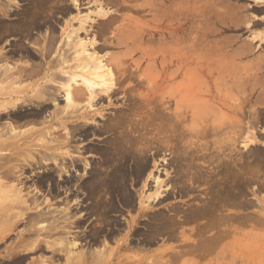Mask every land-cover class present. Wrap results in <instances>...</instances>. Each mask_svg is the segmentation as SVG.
<instances>
[{
	"label": "rangeland",
	"instance_id": "obj_1",
	"mask_svg": "<svg viewBox=\"0 0 264 264\" xmlns=\"http://www.w3.org/2000/svg\"><path fill=\"white\" fill-rule=\"evenodd\" d=\"M55 1H59V4L57 2V5ZM103 1L104 0H79V6L75 7L72 4V0H54L48 2L42 8V10H40L41 8L38 10L34 6L30 5V3L27 4V0H1L0 26H3V30L5 29V31L2 32L5 33H0V75L6 72L4 71V68L8 66L9 68L21 67L23 70L28 72L30 69L32 70L40 64V69L43 68L42 70H44V73H47L49 70L47 74H50L52 72L55 73V71H58L56 70L57 67L55 70L53 68H49L50 61L52 63L55 61L57 62L58 60V62H62L58 68L63 70H68L67 65L68 67H74L71 64H81L80 61L74 62L72 60L73 57L78 56L80 59V56H82V54L77 55L79 51L75 44H78L79 40H90V38L93 36L94 39L96 37L98 38V30L100 29H98V26L100 27V23L104 19L102 12H112L111 10L114 9V7H110V5H105ZM145 1L136 0L124 3L127 7V11L122 10L120 11L119 15L121 14V17H130L138 22L139 26H143L146 24V22L150 21V18H152L150 17L149 13L145 14L148 12V7L145 5L147 8L145 9L143 7L144 11L141 7L138 8V11H142H139V14H135V10H137V6H144ZM163 1V4L166 6L167 1ZM177 1L180 7H184L186 5L188 6L189 4V12L191 11L190 18L192 19L193 26L197 28H194V34L192 35V37L195 38L193 39V41L195 40L194 52L199 50L198 40L203 38L204 43L209 44L207 47H205V57L207 58L209 66H211L210 68H216L214 70L220 71L222 74L221 79L217 80L216 82L218 84H215L214 82L213 85L209 82L208 85L211 93L213 94L215 92L217 94V99L210 95L199 96L200 99L203 98L204 101H206L210 106H214H211L212 112L215 111V114H218L219 112L220 115L218 114L217 116V114L215 115L214 113H208L206 116L207 118L204 117V120H207L210 132L206 138L202 140L200 138L197 139L199 136L196 138H194L195 135L190 137L189 140L192 142V144L190 143V146H188V151L185 150L184 147L182 148L184 149L183 151L181 149L183 153L182 155L186 158V161L183 160L185 158L180 153L181 159L178 162L179 164L177 163L176 169L164 164L165 168L164 166L159 168L158 174L154 172V175L158 176L159 178L158 184L152 183L147 185L146 188H142L141 184H138L133 187L134 189L130 188V193H135H131L134 195H132V199H134V205L131 207H126V209L123 208L121 212H117L118 214L114 213L111 215L114 219H117L121 224H123L122 227H120V231H118L117 234H114V236H111V238L103 239L100 237L98 238L97 242H94V224L98 222L99 225L100 221L97 220L98 215L94 214L93 210L94 181L90 180V175H94V163H97L99 159L98 156L94 154V144L99 143L98 146H104L102 145L101 140L107 137V135L100 136L97 134L99 133L98 131H100V125H102V122L105 121V119H110L113 116L114 110L119 108L120 103L114 102L112 105H107V102L104 100V102H101L102 104L100 103L96 105L94 104V97L89 98L84 94L81 96V98L73 99V101L75 100L73 105L69 106L68 108H63V111L61 109L65 106V102H63V98L61 96L62 90L61 92L57 93L58 100L55 103L47 101L48 96H46L45 93H38V91L40 92L41 89L45 92L55 93L52 87H59L64 82L63 80L50 77H45V79H42V77L40 78L41 74L36 76V78L34 77L31 79H24L26 76L15 79V77H9L8 75L6 76L7 78L5 77V80L3 78L5 74L0 76V110L3 107L10 108V103H16V107L18 104L20 105V107H17V111L21 115L22 113H26V111L29 109H35L36 107L34 103H39L41 101L40 103H43L42 105L48 104L45 108L47 109L45 110L47 113L44 112L42 114L44 119L48 116L46 118L48 120L50 118L49 114H53V112L55 113L56 110L57 112H62L63 115H59V118L57 117L61 120L59 122L57 120H48L49 125L52 123V129L49 131L50 135L41 134V136H33L32 142L28 144V146L31 145L28 151L25 150V146H23L24 150L20 151L0 150V188L4 186V188L2 187L0 189V223L2 224V226L0 224V228H3V224H8L7 226L10 227L11 225L10 228L12 229H10V231L3 232L6 233V235L2 234V232L0 233V264H264V0ZM187 1L189 3H187ZM207 2L212 7H210L209 12L205 13L203 10L205 9ZM184 3H186V5L183 6ZM32 4L34 5V3ZM135 4L137 6H134ZM128 6L131 8L134 7V9H136L131 10L130 8V10H128ZM57 7H64L66 9L68 7L67 11H69L68 15L62 16L57 12L52 16L51 21L56 27V31L53 33V36L58 40V45L60 46H58L59 50L52 52L50 56H45V54L43 53L42 55L41 52L42 46L44 45V48L48 44V41L43 36L44 31H42V33L41 31L39 32V38L37 41L35 36L38 34L34 35L35 32L30 33L29 39L24 38L22 37V34L14 31L12 26L14 23L16 24V20L23 18L25 13L28 17L32 16L38 10L36 14L39 16H44L46 13L53 11L51 8ZM191 9H194L193 13ZM200 10L206 15L202 16ZM197 11L199 13H197ZM48 15L51 16V14ZM67 18L68 20L70 18V20L68 21ZM79 19H81L80 21L85 19V23H83L84 25L80 24ZM118 20V23L114 22L115 24L111 26L113 31L115 27L116 29H119L117 32L122 30L121 28L125 24L121 22L120 18ZM67 21L70 23L69 28H66L65 26V24H68ZM6 26L7 28H5ZM81 26L84 29L81 28V30ZM111 27L109 28V31ZM44 29L45 28H43V30ZM117 32L115 31V33ZM46 34H48V31H46ZM59 35L61 38H59ZM118 36L119 35H116V37ZM104 37L107 39L110 37L111 39L115 36L112 37V35L105 34ZM74 42L76 43L74 44ZM98 43H101L100 40ZM113 45L114 43L111 44V47L109 46L108 49H106V52L102 54L95 50L94 57L96 56L95 58H103L104 56L105 59L107 57L109 58V56L115 57L121 55L124 50H122L121 53L120 48H124L122 46ZM86 50L87 52L92 53L89 46L86 47ZM61 52L65 53L63 54ZM60 53L61 55L59 56ZM134 53L137 54L138 52ZM133 54L132 58L134 60H138L137 58L139 57V53L137 55ZM210 56H212V58ZM104 59L103 61H105ZM63 62L66 63L63 64ZM141 64V68H144L146 65V63ZM46 68L49 69L46 70ZM7 73L10 72H6V74ZM35 82L40 84L44 83L43 85L47 86L48 88L47 91L44 88H36L34 84ZM32 88L36 89V95L31 92L33 90ZM12 91L14 92L13 95ZM4 93H7L6 95L8 97L3 95ZM28 99L30 100L28 101ZM33 105L34 107H32ZM78 117V123L83 126L80 128V130L86 131L89 137H87L88 139L84 142L71 143L68 147H64V136L71 132V127L75 123L74 120ZM25 120L28 119L18 121L15 116L10 118L4 117L3 119H0V135L3 137V139L5 138L4 141H2L1 138L0 143L8 144L13 141V138L15 137L17 141L20 140V137L28 136L31 132L42 130V118L37 119V125L36 123L31 121L27 122ZM194 123L195 122L192 124ZM10 127L13 128L14 131H11ZM95 130V134H97L96 136H94ZM213 135L216 137V139H214ZM220 139L223 140L221 141ZM5 140H7L6 143H3ZM219 141L221 142L219 143ZM18 143L21 144L22 142L19 141ZM74 146H82L86 149L88 148L89 151L90 149L92 151L86 154H83V152L82 154H75L73 151H71L75 148ZM49 148L55 150H46ZM65 151L68 152L67 155L73 153L71 156L76 158V168L73 170V176L77 174L74 178H77L78 180L76 179V181L78 182L76 183L72 181L71 184H75V186L71 188L70 192H65L61 189L60 191L56 190L53 192L54 198L51 199L49 197L50 199H48V197L45 196L47 186L45 184L41 185L36 180L37 178H34V176L35 174L42 176L44 172H48L52 174L53 178H55V176H57V173L54 171L56 168L52 167L58 168L57 165L61 164L59 161H61L63 158H66L67 156L65 155ZM184 151L186 152L185 154ZM28 153L31 155V157L35 156L33 162L27 157ZM41 153L46 155V157H43L44 161L42 162L44 168L46 167L45 170H42L41 168H38L34 165L35 160H39V158H42L41 156H45ZM53 154H56V156L57 154H60L62 157L57 161L52 160L51 155ZM165 157L168 158V156ZM230 157H232V160H230ZM157 161L160 163L158 165L161 166L162 162H160L159 158ZM27 162L32 163L35 169L32 167H30V169H25V164L27 165ZM27 169L28 171H26ZM61 175L63 176V174ZM174 179L175 181H173ZM170 182H172L171 184H178L176 186L177 189H175L174 192H172L173 190H170L175 184L171 185ZM182 188H184V192L181 190ZM168 191L172 192L171 194L174 195L173 197L175 199H173V197L171 198V196H168L170 198L167 201L157 207H154L155 203L153 200L156 197L155 194L161 193L164 198L165 193ZM176 191L179 192V194ZM4 192L8 193L6 194ZM174 193L178 194L179 196L175 195ZM16 196L18 197V202L16 201ZM21 199H24L25 203L24 201L20 202L19 200ZM46 199L47 202L45 201ZM139 199L144 203H142V206H145L144 208L147 207V212L149 210L154 211L160 209V211H163L164 213V206L165 204L169 203L175 205L174 207L178 213L167 228H163L162 226L158 225L161 222H164L163 219H157V226L152 225L150 227H144L142 224H137V226H135L139 229V234L141 233V236H130V234L127 236V229L125 228L124 223L125 221L129 220V218L135 217L137 214V209H139ZM30 201H34L33 205L32 203L29 205ZM65 202H67L68 206H65L67 205ZM18 204L22 208H20ZM149 204H153V207H150L151 205L149 206ZM28 205L30 207L39 205L40 208L38 207L37 210L40 212L42 211L41 214L45 213L46 215L47 213L46 217H44V215L41 221L39 219L37 220L38 222L40 221V223H35V225L37 224L39 226L49 225V223L53 220L61 218L59 219L60 222L62 217L65 216L64 218H66V215L68 217L74 213L75 218L85 213L88 214V222L82 224L80 228L75 229L76 232L79 233L76 247L70 248V246L65 245V243L63 245H57L59 237L56 238L57 236L55 235L48 237L44 235V232H40L42 233H39L40 235H35L33 232L32 234L29 233L28 231L34 230H29V225H27L26 221L23 219H26V215L29 213L33 214L35 211H25L28 208ZM23 206L27 208L22 210ZM132 207H134L133 210ZM79 211H81V213H78ZM14 214L16 215L14 216L15 218L10 216ZM5 215L8 216L6 217ZM48 215L50 218H48ZM43 218H45V220H43ZM146 220L147 219L144 217H139L138 223L142 221L145 222ZM41 222L45 223L42 224ZM154 227H157L156 232L154 231ZM23 236L24 239L27 236V240H25H29L28 242L32 244L31 246L12 245L21 240ZM100 240L105 241V243L103 241L101 242ZM123 241H126L125 245H120ZM36 243H40L39 247L41 246L42 250H39L38 248L35 250L36 246H38ZM41 243L43 245H41ZM20 246H22V248ZM25 247L28 250L25 249ZM13 248H15L16 251ZM58 248H60L59 250L61 251L55 255H52L51 252L55 249L58 250ZM68 249H70L72 252H70ZM12 261L15 262L13 263Z\"/></svg>",
	"mask_w": 264,
	"mask_h": 264
},
{
	"label": "bare ground",
	"instance_id": "obj_2",
	"mask_svg": "<svg viewBox=\"0 0 264 264\" xmlns=\"http://www.w3.org/2000/svg\"><path fill=\"white\" fill-rule=\"evenodd\" d=\"M27 1H28L27 4L30 3V5L34 6L36 9L39 10L41 8L40 10H42V8L48 2L54 1V0H27ZM72 1H73L72 4L75 7L79 6V2H78L79 0H72ZM132 1H136V0H104L103 1L105 3V5H110V7H114L115 10L114 9H113L114 11L111 10L112 12H108V11H106L104 13L102 12L104 19H103V21H101V23L99 22L100 27L98 26V29L99 28L100 29L98 30V33H99L98 38L96 37L94 39V36H93L92 38H90V40L85 39V40H79V42L77 41L78 44H75L76 42H74V44L76 45V47L79 51V53L77 52L78 53L77 55L82 54V56H80V59L78 58V56L73 57L72 60L74 62L80 61L81 64H78V65L71 64L74 67H71V66L68 67V65H67L68 70H63V69L58 68V66L61 65L62 62H58L59 61L58 60L57 62L56 61L53 62L54 63L53 64L50 61L49 68H53L55 70V68L57 67L56 70H58L57 72L55 71V73L52 72L50 74H47L49 72V70H48L49 68H46V70H48V72L44 73V70H42L43 68L40 69L39 63H38L39 64L38 66H36L32 70L30 69L28 72L23 70L21 67L9 68V66H8V67L4 68L5 70L4 69L3 70L6 72H10V73L6 74V72L3 71L5 75L3 73L2 74L4 76L2 74L0 75V76H3L4 79L8 75H9V77H15V79L22 78L24 76H26V77H24V79L25 78L31 79L34 77L36 78V76L41 74L40 78L42 77V79H45V77H47V78L50 77V78H57V79L63 80L64 82L59 87H57V86L52 87L54 89V90L53 89L52 90L55 93H49V92L42 91L41 88H44L46 91L48 89L47 86L43 85L44 83L43 84H40L38 82L34 83L36 88L41 89L40 92L37 90L38 93H43V94L45 93L46 96H48L47 101H51L52 103L57 102V100H58L57 93L61 92V90H62V92H61L62 95L61 94L60 95L63 98V102H65V106L62 107L61 110H63V108H65V107L68 108L69 106H72L73 103L75 102V100L73 101V99L81 98V96L84 94L87 95L89 98L94 97L93 99L95 101L93 99L92 100L94 101V104H96V105L100 104L102 101L104 102V100H105V102H107V105H112L114 102L120 103L119 108L114 110L113 116L110 115L112 117L110 119H105V121L102 122V125H100L101 127L100 126H99L100 128L98 127L100 130V131H98L99 133H97L98 135H100V136L101 135H107L106 138H103L101 140V143L104 146H98V144H99L98 142H97L98 144H94V150L93 151H94V154H96L99 159H98L97 163L96 162L94 163V175L93 174L90 175V180L94 181V184H93L94 185V209L93 210H94V214L98 215L97 220L100 221L99 225H98V222L96 223L97 220L95 221L96 224H94V231H93L94 237L92 236L94 238V242H97L98 238H100V237L103 239L111 238V236H114V234H117L118 231H120V227H122L123 224H121L120 221H118L117 219H114L113 216H111V215L114 213H117V212H121L123 208L126 209V207H129V206L131 207L132 205H134L133 204L134 199H132L133 194H131L134 192L130 193V188L134 189L133 187L138 185V184H141L142 188H146L147 185H150L152 183L158 184L159 178H158V176L154 175V172H156L158 174L159 168L164 166V164H167L169 167H173L174 169H176L177 163L181 159L180 153H181V155L183 154L182 151L184 149H182V148L184 147L185 150L188 151V146H190V143L192 144V142H190V140H189L191 136L195 135L194 138L199 136L197 139L200 138L201 140L206 138V136L208 135L210 130L208 128L207 120H204V117L207 118L206 116L208 113L211 114V113H214L215 111L212 112V110H211L212 105L210 106L206 101H204L203 98L200 99L199 96L210 95V96H213V98L217 99V97H216L217 94L215 92L212 94L208 85H209V82L212 83L213 85H214V82H215V84H218L216 82H217V80L221 79V75H222L220 71L214 70L216 68H214V69L210 68L211 66H209L207 58L205 57V55H206V52H205L206 48L205 47H207V45H209V44L208 43L205 44L203 38H201L199 40L197 39L199 41V43H198L199 50L198 51L196 50V52H194L195 51L194 50V44H195L194 41L195 40L193 41V39H195V38H193L192 35L194 34V28L195 27L193 26L192 19L190 18L191 11L189 12V7H188L189 4L187 6L186 3H184L183 6L186 5L187 7L186 6L180 7V5H178L179 3L177 0H166L167 5L165 6L163 4L164 3L163 0H146V1L142 0V1H145L144 6L138 7L136 4L134 5V6H137V10H135L136 8L134 9V7L131 8L128 6L129 7L128 10H130V8H131V10L134 9L137 12V13L135 12V14L140 13L139 11H141V10L138 11V8L141 7L143 10V7L145 9L148 7L147 8L148 12H146V13L144 12V13L145 14L149 13L150 17H152V18H150V21L147 20L148 22H146V24H144L143 26H139L138 22H136L132 18L126 17V16L121 17V14L119 15L120 11H122V10L127 11V9H126L127 7L124 3L132 2ZM137 1H139V0H137ZM55 2H56V4H57V2L59 4V1H55ZM185 2H186V0H185ZM189 2H190V0H189ZM189 2L187 1V3H189ZM32 3H34V5ZM0 4H1V2H0ZM208 4L209 3L207 2L206 7L203 10L205 13L209 12L210 7H212L210 4H209L210 6ZM5 6H6V4H5ZM181 6H182V3H181ZM31 8H33V7H31ZM51 9H53L52 12L50 11ZM51 9L49 10L50 13H46L44 16L37 15L36 13L38 10L36 11V13L33 12L34 14L33 15L31 14L32 16H28V17L25 13L23 15L24 16L23 18L16 20L17 22H16V24L14 23L13 26L11 25L13 27L14 31H17L18 33L22 34L23 36L22 35L21 36L24 38L29 39L30 33L35 32L34 35L38 34L35 36L37 38L36 39L37 41L39 38V32L41 31V33H42V31H44L43 36L48 41V44L44 48H43L44 45L42 46L41 52H42V55L44 53L45 56L46 55L50 56L52 54V52H56L57 50H59L58 46H60V45H58V40L56 38H54V36H53V33L56 31V27L54 26L53 22L51 21L52 16L57 12L60 13L62 16L68 15V11H69V10L67 11L68 7H67V9L64 7H57V8H51ZM215 9H216V7H215ZM193 10H192V13L194 12ZM203 11L201 12V10H200L201 15L205 16L206 14H204ZM197 13H199V12L197 11ZM48 14H51V16H49ZM193 16H194V14H193ZM143 17H144V15H143ZM218 17H220V16H218ZM119 18H120L121 22L125 23L123 25V27L121 28L122 30H120L121 33H120V31L117 32V30H119V29H116V27H115L116 30L114 29V31L111 27L112 25L115 24L114 22L118 23L117 21H119L118 20ZM67 20H68V18H67ZM69 20H70V18H69ZM80 20L81 19H79L80 24L84 25L83 23H85V19L82 21H80ZM65 26H66V28H69L70 23L68 22V24H65ZM120 26H121V23H120ZM110 27L112 30L110 29V31H109ZM196 27H198V26H196ZM5 28H7V26ZM43 28H45V29L43 30ZM81 28H82V26L80 27V29ZM10 29H11V27H10ZM82 29H84V28H82ZM195 29H197V28H195ZM2 31H5V29L3 30V26L1 25L0 26V33ZM46 31H48V34H46ZM115 31L117 33H115ZM2 33H5V32H2ZM178 33H180V34H178ZM105 34H109V35H112V37L113 36H115V37H113L111 39H110V37H108L110 39L109 40V39L104 37ZM115 34L119 35V36L116 37ZM59 38H61L60 35H59ZM66 38H68V37H66ZM96 39H99L101 43L99 44L98 43L99 40H96ZM39 41H40V39H39ZM113 43L115 46L116 45L122 46L124 48V49L120 48L121 53H122V50H124L121 55H118V56L114 55L115 57L109 56V58L107 57L105 59H104V56H103V58H95L96 56L94 57L95 50L102 54V53L106 52V49H108L109 46L111 47V44H113ZM144 45H146V46H144ZM68 46H69V44H68ZM87 46H89V48H91L92 53L87 52V50H88V49L86 50ZM134 52L139 53V54L137 53L139 55V57L137 58L138 60H134L132 58V54ZM61 53H63V52H61ZM61 53L59 54V56L61 55ZM134 54H136V53H134ZM220 54H222V53H220ZM210 57L212 58V56H210ZM66 58H68V57H66ZM103 59L105 61H103ZM42 60H43V58H42ZM215 62H216V60H215ZM7 63H8V61H7ZM64 63H66V62H63V64ZM141 63H146L144 68H141V65H142ZM223 63H224V61H223ZM223 66H224V64H223ZM225 76H224V78H225ZM236 78H238V77H236ZM35 81H36V79H35ZM53 81H54V79H53ZM222 85H223V82H222ZM49 88H51V87H49ZM216 90H218V89H216ZM31 92H33L35 95L37 94L35 88ZM13 93L14 92L12 91V95H13ZM225 93H226V90H225ZM6 94L7 93H4L3 95H6ZM10 94H11V92H10ZM32 97H33V95H32ZM29 100L30 99H28V101ZM40 102L34 103V105L36 107L35 109L34 108L29 109L26 111V113H22L21 115L17 111V109H18L17 107H20V105L18 104L16 107V105H15L16 103L15 104L10 103L9 104L11 106L10 108L3 107L0 110V113H1L0 119H3L4 117L10 118L12 116H15V118H17L18 121L28 119L25 121H27V122L31 121L33 123H36V125L38 122L37 119H40V118L43 119L42 130L35 131V132L30 131L31 133L28 136L20 137L19 138L20 140H17V141H16V137L15 138L12 137L13 141H11L10 143L7 144L6 141L8 140V138H9L8 137L7 140H5V142H3L6 144L0 143V150H19L20 151V150H24L23 146H25V150L28 151V149L31 146V145L28 146V144L32 142L33 136H36V135L41 136V134H44V135L49 134L50 135L49 131L52 129V126H51L52 123L49 125L48 120L49 119L55 120V121L57 120L58 122L61 121L60 119H58L59 118L58 116L62 115V112H60V111L57 112V110L55 109L56 112L55 113L53 112V114L52 113L49 114L50 118L47 120L46 119L48 117L47 116V117H45V119H46L45 120L43 118L42 114L45 112V110H47L45 108L48 104L42 105L43 103H40ZM34 105L32 107H34ZM15 107H16V109H15ZM212 107H214V106H212ZM14 109H15V111H14ZM45 113H47V112H45ZM218 114H219V112H218ZM218 114H217V116H218ZM62 116H60V117H62ZM78 119H79V117L75 118V120H74L75 123L71 127L72 128L71 132L66 134V136H64L65 137V140L63 141L64 147H68L71 143H80V142H84L88 139L87 138V137H89L88 133L86 131L80 130V128L83 126L80 123H78ZM193 122H195L194 123L195 125L192 124ZM235 122H234V124H235ZM10 130L14 131L13 128H11V127H10ZM95 132H96V130L94 131V136L97 135V134H95ZM211 133H214V132H211ZM215 133H217V132H215ZM12 134H13V132H12ZM90 135H92V134H90ZM213 137H214V135H213ZM1 138H2V141H4L5 138L3 139V137L0 135V139ZM214 139H216V137H214ZM40 140H41V137H40ZM19 141L22 143L19 144L18 143ZM221 141H219V143ZM214 146H215V144H214ZM74 147L75 148L72 149L71 151H73V153H75V154H80V153L82 154V152H83V154H86V153L92 151L91 149L89 151L88 148L86 149L82 146L81 147L74 146ZM54 148H56V147H54ZM89 148H91V147H89ZM181 149H182V151H181ZM46 150H55V149L49 148ZM79 151H81V152H79ZM29 153H28L27 157L30 158L29 160H32V162H33L35 156L31 157V155H29ZM185 153L186 152L184 151V154ZM67 154H68V152H66L65 155H67ZM72 154L67 155L66 158H63V159H61L62 156L60 154H57V156H56V154L51 155L52 160L57 161L59 158L61 159V161H59V162H61V164L57 165L58 168L52 167V168H56L54 170L55 173H57V176H55V178H53L52 174L48 173V172H46V173L44 172L42 174V176H38L37 174H35V176L33 175L34 178H37L36 180L41 185L45 184L47 186L45 196H47L48 199L54 198L53 192L56 190L60 191V189H61V190H64L65 192H67V191L70 192L71 188L75 186V184H71L72 181H74L76 183L78 182V181H76L77 178L76 179L74 178L77 174L75 176H73V170L76 168V158H74V156H71ZM13 155H14V153H13ZM42 155H45V154H42ZM215 155H216V153H215ZM165 156H168V158ZM41 157L42 158H39V160H35L34 165L37 166L38 168H41L42 170L43 169L45 170L46 167L44 168L42 162L44 161L43 157H46V155L41 156ZM63 157H65V156H63ZM183 157H182V159H183ZM11 158H13V157H11ZM158 158L160 159V162H162L161 166L158 165V164H160V163H158L159 161H157ZM20 160H21V158H20ZM22 160H23V157H22ZM183 160L186 161V158ZM230 160H232V157H230ZM228 163H230V162H228ZM244 165H246V164H244ZM30 167L35 169V167L33 166L32 163L27 162V165L25 164V169L26 168L30 169ZM164 168H165V166H164ZM28 169L26 171H28ZM21 172H22V170H21ZM23 172H25V171H23ZM30 172H31V170H30ZM75 172H76V170H75ZM61 174H63V176ZM21 175H23V174H21ZM171 179H173V178H171ZM173 181H175V179ZM172 182H170V184ZM18 183H20V182H18ZM173 184H175V183H173ZM173 184H171V185H173ZM93 185H92V187H93ZM177 185L175 184V185H173V187L171 186L172 189L170 191L173 190L172 192H174V190L177 189V187H176ZM170 186H169V188H170ZM2 187L4 188V186H2ZM178 188H180V187H178ZM181 190L183 191L184 188H182ZM181 190H180V192H181ZM75 192H76V190H75ZM172 192L168 191L167 193H165V195L163 194L164 198L161 195V193L155 194L156 197L153 200V202L155 204L152 202L154 204V207H157V206L161 205L162 203H164L165 201H167L170 198L168 196H171V198H172L174 196L171 194ZM4 193L7 194L8 192H4ZM177 193L179 194V192H177ZM178 194H175V195H178ZM181 194H183V193H181ZM27 195H28V193H27ZM133 198H135V197H133ZM146 198H148V197H146ZM5 199H8V198H5ZM17 199H18V197L16 198V201H17ZM173 199H175V198L173 197ZM19 201L22 202V201H24V199L23 200L21 199ZM45 201L47 202V199ZM12 202H15V201H12ZM42 202H43V200H42ZM24 203H25V201H24ZM31 203L33 205L34 201H32V202L30 201L29 205H31ZM135 203H136V200H135ZM142 203H143V201H141L139 199V202H138V204H139L138 208L139 209H137L138 210L137 214L135 215V217L129 218V220L125 221V223H124L125 228L127 229V236H129L128 234H130V236L131 235L132 236H135V235L139 236L141 233L139 234V229L135 227V226H137V224H142L144 227H147V226L150 227L152 225L153 226L156 225L157 219L158 220L163 219L164 222L160 221L161 223L160 224L157 223V224L162 226L163 228H167L172 223V220L174 219V217L178 213L174 207L175 206L174 204L173 205L169 204V203L165 204V206H164L165 210L163 213V211H160V209L154 210V211L149 210L147 212L146 211L147 207L144 208L145 206H142ZM65 204H67V202H65ZM153 204H149V206L151 205L150 207H153L152 206ZM228 204H230V203H228ZM29 205H28V208L23 206V209H22V210H24L27 208L25 211H35L33 214L29 213L28 215H26V219H23L26 221V224L29 225V227H28L29 230H31V229L34 230V231H28L29 233L32 234V232H33V234L38 235L40 232H44V235H46L48 237L49 236L52 237V235H55V236H57L56 238L59 237L57 245H59V244L63 245L65 243V245H69L70 248L76 247L77 242H78L77 240H78V236H79L78 234L79 233H77L75 229L80 228L82 226V224L88 222V217H87L88 214L85 213V214H83L77 218H75V216H74L75 213L72 214L71 216H68V217L66 215V218H64L65 216L62 217V220H60V222H59V219H61V218L53 220L52 222L49 223V225H46V226L40 225L41 226L40 227L37 224L40 223V221L42 220V217L45 215V213L41 214L42 211L40 212L37 210L39 205L38 206L35 205L32 207H30ZM65 206H68V204ZM13 207H14V205H13ZM19 207H20V205H19ZM20 208H22V207H20ZM133 209H134V207H132V210ZM78 213H81V211H79ZM46 215H47V213H46ZM46 215L44 217H46ZM10 216L14 217L16 215L14 214V215H10ZM10 216H9V218H10ZM3 217H4V215H3ZM139 217L140 218L144 217L147 220L145 222L142 221V222L138 223ZM20 218H21V216H20ZM48 218H50L49 215H48ZM38 219L40 220L39 222L37 221ZM43 220H45V218H43ZM192 221H194V220H192ZM35 223H37L36 225L39 228L35 225ZM44 223H42V224H44ZM4 225H5V229H4ZM7 225L3 224V228H0V233L2 232V234L6 235V233H3V232L10 231L11 225H10V227ZM1 226H2V224H1ZM154 231L155 232L157 231V227H154ZM162 231H161V233H162ZM40 234H42V233H40ZM26 238H27V236H26ZM90 238H91V236H90ZM25 239L23 236V238L21 240L16 242V244L13 242L14 244H12V245H16V246L17 245H27V246L30 245L31 246L32 244H30V242H28L29 240L26 241L27 239L26 240ZM2 240H3V236H2ZM34 240H36V239H34ZM0 241H1V239H0ZM46 241H45V243H46ZM100 241L102 242L103 240H100ZM37 242H39V241H37ZM50 242H52V241H50ZM103 242L105 243V241H103ZM125 242L126 241H123L120 245H125ZM134 242H136V241H134ZM42 243H41V245H43ZM39 244H37L38 246H36L35 250H37V248L39 250H42V247L41 246L39 247ZM20 247L22 248V246H20ZM49 248H51V247H49ZM13 249H15V248H13ZM25 249H27V248L25 247ZM59 249L60 248H58V250H56V249L53 250L51 252V254L55 255L56 253H59L61 251ZM19 250H21V249H19ZM46 250H45V252H46ZM68 250L70 252H72L70 249H68ZM15 251H16V249H15ZM64 251H66V250H64ZM28 253H29V251H28ZM78 260H79V258H78ZM16 261H17V259H16ZM32 264H34V263H32Z\"/></svg>",
	"mask_w": 264,
	"mask_h": 264
}]
</instances>
